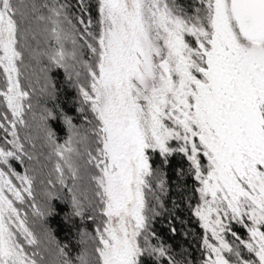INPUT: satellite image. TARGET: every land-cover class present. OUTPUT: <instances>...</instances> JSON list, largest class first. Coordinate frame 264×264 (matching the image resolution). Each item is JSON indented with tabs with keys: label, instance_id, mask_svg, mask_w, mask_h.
I'll return each mask as SVG.
<instances>
[{
	"label": "trees",
	"instance_id": "obj_1",
	"mask_svg": "<svg viewBox=\"0 0 264 264\" xmlns=\"http://www.w3.org/2000/svg\"><path fill=\"white\" fill-rule=\"evenodd\" d=\"M104 5L0 0L19 91L13 111L0 64V264H104L109 219L99 185L102 124L95 88L108 24ZM227 14L240 45L264 43L239 35L228 4ZM206 16L199 12L205 27ZM193 143L198 168L205 170L202 149ZM188 154L176 147L163 155L146 152L135 264H205L215 240L196 211L202 196ZM221 236L224 258L246 264L252 253L245 225L230 220ZM6 240L9 255L1 251Z\"/></svg>",
	"mask_w": 264,
	"mask_h": 264
},
{
	"label": "rangeland",
	"instance_id": "obj_2",
	"mask_svg": "<svg viewBox=\"0 0 264 264\" xmlns=\"http://www.w3.org/2000/svg\"><path fill=\"white\" fill-rule=\"evenodd\" d=\"M128 2L104 0L106 17L110 16L114 6L119 17L125 20L111 22L107 19L109 25L103 33L106 50L99 73L106 85H102V80L97 77L95 87L98 92L97 113L102 124L99 131L102 148L97 159L101 169L99 185L105 195L109 219L108 233L103 238L104 264H135L131 249L128 256L113 255L116 245L112 244L110 233L113 230L119 236L121 229L127 231L129 223L138 221L142 192L139 185L130 188L128 182H131L130 174L135 184L137 177L141 178L146 172L145 151L155 149L163 155L172 147L189 152L196 168L202 196L196 211L203 216L211 237L216 241L210 242L205 264H230L222 255L225 246L221 236L224 225L230 220L239 221L247 228V248L252 254L245 263L264 264V43L240 45L229 24L228 2L211 0L209 34L202 27L193 29L199 35L203 52H200L194 92L182 100L187 121L168 127L165 122L170 119L161 111V101L152 99L148 106L147 99L142 96L143 84L134 87L136 94L129 92L126 97L122 92L120 103L114 95L113 74L116 71L113 66L120 59L121 50L126 52L129 49L127 26L121 24L127 23L124 9ZM116 27L118 40L111 43L109 35ZM182 33V27L176 25L171 40L181 43ZM208 44L212 53L209 57ZM12 62L11 27L1 9L0 64L10 84L8 105L15 111L19 107V91L15 86ZM183 63L182 87L189 90L190 84L187 80L184 82L189 78V66L185 61ZM123 66L125 69L126 61ZM121 74L119 84L122 90L124 73ZM192 137L202 149L205 170L198 168L197 148ZM2 247V253L9 255L8 240ZM132 251L136 253V249Z\"/></svg>",
	"mask_w": 264,
	"mask_h": 264
},
{
	"label": "flooded vegetation",
	"instance_id": "obj_3",
	"mask_svg": "<svg viewBox=\"0 0 264 264\" xmlns=\"http://www.w3.org/2000/svg\"><path fill=\"white\" fill-rule=\"evenodd\" d=\"M210 5L211 0H129L126 10L124 9V12L127 13V23L121 22V24L127 26L129 49L127 48L126 52L121 50L120 59L113 66L114 71H116L113 74V81L117 103L121 102L119 96H121L122 92H124L126 97L129 96V92L136 94L134 87L136 84L141 83L144 88L142 96L147 99L148 106L151 105L152 99L161 101V111L164 112L166 118L170 119L165 122L168 127L177 126L178 122L187 121L188 117L185 114V109H183L182 100L186 95L194 92L195 78L197 77L201 61L200 52H203L202 44L199 42V35L197 32H193V29L196 30L202 27L209 34ZM112 8L110 16L107 15L109 21L112 22L114 19H117L118 22H120V19L125 20L124 17H119L114 6ZM199 12H205L207 15L205 17L206 27L198 22ZM176 25L181 26L183 30L181 43L175 39L171 40ZM111 32L113 34H110L109 38L111 39L110 42L113 43L118 40L117 27L116 29H111ZM210 47V44L206 47L207 57H209V53L212 54ZM102 49L99 73L100 65L104 61L102 56L104 55V50H106V45ZM125 61L126 71H124L123 66ZM183 61L188 63L189 66V71H187L189 78L184 79V82L187 80L188 84H190L189 90L182 87L180 75H182V69L185 68ZM100 74L101 84L106 85ZM119 74L123 75L122 79L124 80V88L122 90L119 84ZM175 113H177V116L181 115L182 118L180 116L177 117ZM149 132L151 134V131ZM194 140L196 138L192 137V142ZM147 151L157 150L147 149L145 158ZM143 176L141 178L138 176L136 183L133 184V175L130 174L131 182H128L129 187L133 188L135 185H139L142 191ZM137 223V220L129 223L130 229L127 231L121 229V235L119 236L112 230V234L110 233L111 241L113 245H116L113 255L128 256V250L131 249L132 257L134 258L135 256L136 258L137 253L132 251L136 248L132 245V242L136 234Z\"/></svg>",
	"mask_w": 264,
	"mask_h": 264
},
{
	"label": "water",
	"instance_id": "obj_4",
	"mask_svg": "<svg viewBox=\"0 0 264 264\" xmlns=\"http://www.w3.org/2000/svg\"><path fill=\"white\" fill-rule=\"evenodd\" d=\"M239 35L248 41L264 40V0H228Z\"/></svg>",
	"mask_w": 264,
	"mask_h": 264
}]
</instances>
